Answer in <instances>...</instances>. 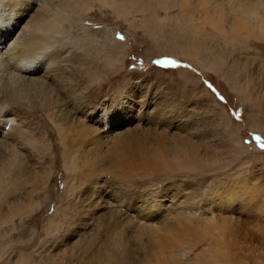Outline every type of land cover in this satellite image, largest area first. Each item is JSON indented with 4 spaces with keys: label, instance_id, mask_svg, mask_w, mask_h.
Here are the masks:
<instances>
[{
    "label": "bare ground",
    "instance_id": "obj_1",
    "mask_svg": "<svg viewBox=\"0 0 264 264\" xmlns=\"http://www.w3.org/2000/svg\"><path fill=\"white\" fill-rule=\"evenodd\" d=\"M97 1L110 4L113 0H0V25L9 27L0 28V198L7 202V206L0 205V234L5 231L4 227H12L10 231L27 227L24 219L42 206L40 202L46 200L43 194L48 191L52 172L49 168L58 151L70 177L64 181L66 200L63 199L65 202L61 206L57 205L53 213L55 217L44 225L48 233L43 239L44 244L35 248L39 261L93 264L102 257L100 261L106 260L108 264H120L119 261L123 264H191L187 260L198 244L196 240L201 239L208 242L206 252L212 262L229 264L232 258L227 249L230 250L231 244L225 245L223 237H214L217 232L225 233L228 227L224 223H230L227 220L229 217H226L229 215L218 219L214 211L212 217L205 216L212 208L196 206L193 193L184 187L183 181L180 185L179 181L176 184L175 179L169 178L159 190L154 188L157 182L149 181L163 171L195 166L207 168L200 149L203 144L206 149L204 154H208V148L213 144L209 146L203 137L198 139L191 127L177 125V118L174 117L156 121L150 119L148 122H153V125L150 127L147 124L142 128L144 121L139 118L140 110L129 102L131 94L121 96L127 101L119 102L116 107L111 99L104 103L107 98L99 102L84 97L83 92L90 87L89 82L104 77L99 72L100 63L95 69L77 62L76 59L81 60L79 53L93 61L107 50L110 65L113 66L120 54L118 50L122 49L119 44L124 42L115 38V32H102L101 38L95 37L92 41L84 40L85 35L84 38L77 35L86 29L82 13ZM117 1L124 6H133L137 11H150V17L144 22L148 34L158 41L155 42V50L160 53L158 56L161 57L167 50L172 56L180 55L185 59L199 57L234 90H237L235 85L240 88L245 84L246 91L242 94L251 96L250 100L255 101L256 106L263 107L261 100L252 99L250 88L256 81L248 58L243 61L237 54L233 55L225 44L241 40L245 35L247 48L248 38L264 37V0H180L181 16L199 21V28L186 22L173 23L169 27L158 23L154 7H144L150 3L153 5L148 0ZM224 1L230 3L228 7H222ZM161 3L163 7L169 4L163 0ZM208 25L212 26L215 34L207 32ZM74 36L78 39L73 40ZM107 41L109 45L105 43ZM226 54L229 58L233 56L230 63ZM85 65L89 67L85 68ZM241 71L248 76L242 77ZM236 77L245 81L232 83ZM82 81L85 84L81 86ZM247 89L250 91L247 92ZM101 105L105 107L103 110ZM121 107L127 112L126 119L120 115ZM257 113L260 115L259 109ZM110 117L113 122L107 120ZM164 121L169 122V127ZM133 123H136L137 132L131 130ZM252 125L253 130L261 128L264 131V124L254 113ZM174 127L183 130V134L174 132ZM195 132L199 133L198 130ZM52 134L55 138H48ZM194 135L197 136L194 138ZM247 146L255 148L253 143ZM46 156L51 157V164H44ZM22 181L21 189L12 186L13 182L21 184ZM245 187L248 189V186ZM161 191H170V197L162 195ZM80 195L83 204L77 205L75 202L82 200ZM134 196L138 199L136 203ZM67 208L70 213H80L81 218L77 220L80 221L77 224L79 227L73 230L67 243L58 245L56 253L47 250L49 257L44 260L42 252L46 245L51 244L47 240L51 236L54 239L64 220L72 218L69 217L72 214H65ZM16 218L19 221L16 222ZM159 219L163 221H157ZM220 222L223 224L218 225ZM128 226L129 232L123 230ZM34 230L35 227H32L31 232L34 233ZM208 233H215L211 245ZM131 239L134 240L133 245ZM5 241V237H0L2 263L5 260H2L3 248L10 243ZM23 242L22 239L20 243ZM22 249L16 260H6L4 264H25L26 253Z\"/></svg>",
    "mask_w": 264,
    "mask_h": 264
},
{
    "label": "rangeland",
    "instance_id": "obj_2",
    "mask_svg": "<svg viewBox=\"0 0 264 264\" xmlns=\"http://www.w3.org/2000/svg\"><path fill=\"white\" fill-rule=\"evenodd\" d=\"M148 1L152 2L153 5L150 3L144 7H154L158 17V23L167 27L173 23L182 24L184 22L194 28L201 26L199 21L190 19L185 15L183 17L181 16L180 0H163L169 3L165 7L161 3L162 0ZM229 4L228 1H224L222 7H228ZM149 12L137 11L133 6L131 7L127 4L124 6L121 1L113 0L110 4H102V2L97 1L92 7L82 13V22L86 29H82L77 35L82 37L85 35V38L83 37L84 40L89 39L92 41L95 37L101 38V33L105 31L110 34L111 32H115V38L118 40H120L118 34L124 37V42L120 40L121 43L119 45L122 46V49L118 50L120 54L116 56V64L113 66L110 65V55L107 53V50L105 53H101L97 57V60L93 61L88 60L82 53H79L78 57L81 60L76 59L77 62L81 61L86 65L96 67L95 69L98 68L100 63L102 67L99 68V72L104 77L103 79L89 82L88 86L91 88L89 87L88 90L83 92L86 95L84 97L87 99L92 98V101L99 102L103 98H107L108 100H105L104 103L111 99L110 101L115 103L116 107L119 102L127 101L126 98H121V96L131 94L129 102L140 110L139 118L144 121L141 125L142 128L145 125L147 126V124L150 127L153 125V122H148L150 119L151 121H156L167 118L168 116L169 119H171L170 117H174L177 118V125L182 124L181 126H183L184 124V126L191 127V131L198 135V139L203 137L209 146L213 144L208 148L210 149L208 154H204L206 149L203 147V144L200 149L202 156L206 159L207 168L195 166L191 168H177L174 171H163L162 174L153 177V179L151 178L152 181H149L157 182V186L154 187L155 190H159L162 186L164 187L166 181L170 180L169 178L175 179L176 184L180 182V185H182L181 182L183 181L182 183H185L184 187L190 189L188 191L194 194H192V198H194L193 200L195 202L194 204H197L196 206L203 207L204 209L212 208H210V213L205 216L212 217V214L216 212L217 218L223 219V217L229 215L226 217H229L227 220L230 223H224L228 227L225 233L217 232L214 236L218 238L223 237L222 240L224 239L225 245L227 243L231 244L230 250L226 248L230 258H232V261L229 258V264H264V148L260 147L261 144H264V131L261 128L259 130L263 132L253 130L252 125L253 113L256 114L255 112H258V109L260 115L258 114L256 118H259V121L264 124V114H262L264 113V37L260 39L258 37V39L248 38L249 43L247 48H245L244 43L245 35L242 36L241 40H235L225 44L228 51L230 50L229 52H232L233 55L237 54L243 61H246V58H248L247 62H250V67H252L250 71L254 74V80L256 81L254 82L256 85L252 84L250 88L252 99L255 100L258 98L257 100H261L260 104L263 107H259L256 106L255 101L250 100L251 96L245 94V97L242 94L245 90V84L243 87H240L242 91L238 85H235L237 90H234L213 68H209L201 62L199 57L185 59L180 55L172 56L167 50L161 57L158 56L160 53L155 50V42L158 41H155L148 34V28L146 27V22H144V19L150 17L151 14ZM148 21L151 20L149 19ZM0 28L9 27L0 25ZM66 30H69L68 25L66 26ZM206 30L210 34H215L211 25H208ZM94 31H98V33L96 34ZM165 31L167 32L168 29ZM77 39L78 37L74 36L73 40ZM105 43L110 44L109 41ZM94 51L96 50L94 49ZM208 55L210 56V54ZM232 57L231 55L229 58V55H227V61L229 63L232 61ZM104 60L106 61L104 62ZM156 61H160V63H156ZM169 61H175V64L173 65ZM105 71L107 73H104ZM241 74L242 77L248 76L244 71H241ZM81 77L83 78V75ZM243 81L245 79L236 77V80L232 81V83L240 84ZM83 84L85 83L82 81L80 85L82 86ZM250 90L247 89V92ZM220 97H223V99H220ZM145 103L146 105L144 106ZM140 104L141 107L139 106ZM103 105L100 106L101 110L105 108H103ZM129 107L133 110L131 105ZM156 107L158 110H156ZM121 108L122 114L120 115H123V119H126L127 112L123 107ZM149 110H153L154 113ZM235 113H239V119H237ZM38 116V118L41 117L39 113ZM115 119L116 117L113 120ZM107 120L112 121L111 117ZM41 121L42 119L40 118V123ZM164 123L166 127H169L170 124L168 121H164ZM135 125L136 123H133L131 125L132 128H129L131 130L135 129L132 131L137 132ZM195 128L199 133L195 132ZM110 130L113 131L112 129ZM172 130L174 132L176 131V133L182 132L181 134L184 132L183 130L175 129V127ZM205 133H207L206 136H204ZM197 135H194V138ZM48 138L54 139L55 135H49ZM252 143L255 148L247 146ZM58 153L56 151L54 154L55 159L52 164L50 161L51 157H45L44 164H51L49 169H52L48 191L43 194L46 200L40 202L42 206L37 208L38 211L36 210L29 218L26 217L24 219V224L27 227L21 228L22 230L16 229L13 231H10L12 227H4L3 230L10 232L6 234L5 231H2L0 234V237H5V242H10L8 246L3 248L2 260H5L3 263L0 261V264H4L6 260V262H10L11 259V262L16 260L21 247L24 248L22 251L26 253L24 259L25 264H39L40 262L42 264H50V261H52H39V256L36 254L35 248H39V244H44L43 239H46L48 234L44 229V225H47V222L55 217L53 213L57 209V205L60 204L61 206L65 202L64 200H66L64 196L65 190L63 189L65 185L64 181L70 177V173L67 170L65 171L62 164L63 158L58 156ZM23 184L24 181L21 184H18V182L15 184L13 182L12 186L16 189H21ZM245 186H248V189ZM162 195L170 197L171 192L163 191ZM80 198L82 200L79 199V201L75 202L77 205L83 204L82 195H80ZM133 201L135 203L138 201L136 196L133 197ZM0 205L7 206L4 198H0ZM64 207H67V205H64ZM67 213H70L69 208L66 209L65 214ZM63 214L61 213V215ZM71 214L72 216L69 217L72 218L65 220L64 218H60V220H64V225L60 227L61 229H57L58 233H55L54 239L51 236L47 240V243L51 244L46 245L45 251L42 252L44 260L45 257H49L46 254L47 250L49 253H53V251L56 253L58 251V245L60 243L62 245L63 243H67L69 237L72 236L71 233L73 230L79 227L77 224L80 221L77 220L81 218L79 216L80 213L75 214L71 212ZM73 215L76 216V219L73 218ZM17 221H19V218H16ZM157 221L161 222L163 220L159 219ZM220 224L223 223L220 222L218 225ZM32 227H35L34 233L31 232ZM62 229L64 230L60 232ZM124 229L127 230H125L126 232L130 231L129 226ZM214 234L208 233L207 235L208 241L210 240V245L212 244V235ZM220 234L222 235L221 237ZM22 239L24 242L20 243ZM225 239H229V241L226 242ZM11 240L14 242H11ZM130 241L132 242L134 240L131 239ZM196 242L198 244L194 246L189 259L190 261L187 260V262L191 264H202L199 261L207 264L212 262L206 252L208 242L201 239L196 240ZM96 243L99 244L98 242ZM140 252L142 251H138V254H142ZM235 254L237 255L235 256ZM100 259L98 258L100 264H108L106 260L100 261ZM96 260L93 264H98ZM119 262L123 264L121 261ZM212 264L216 263L212 262Z\"/></svg>",
    "mask_w": 264,
    "mask_h": 264
},
{
    "label": "snow or ice",
    "instance_id": "obj_3",
    "mask_svg": "<svg viewBox=\"0 0 264 264\" xmlns=\"http://www.w3.org/2000/svg\"><path fill=\"white\" fill-rule=\"evenodd\" d=\"M118 38H119L120 40H123V39H124V37L121 36V35H119V34H118ZM156 63H160V61H156ZM169 63H171V64L174 65V64H175V61H169ZM220 99H223V97H220ZM235 115H236L237 119H239V113H235ZM257 139H259V137H257ZM246 143H247V141H246ZM260 147H261V148H264V144H261Z\"/></svg>",
    "mask_w": 264,
    "mask_h": 264
},
{
    "label": "crops",
    "instance_id": "obj_4",
    "mask_svg": "<svg viewBox=\"0 0 264 264\" xmlns=\"http://www.w3.org/2000/svg\"><path fill=\"white\" fill-rule=\"evenodd\" d=\"M255 113H256V116H257L258 113H257V112H255ZM257 117H258V116H257Z\"/></svg>",
    "mask_w": 264,
    "mask_h": 264
}]
</instances>
